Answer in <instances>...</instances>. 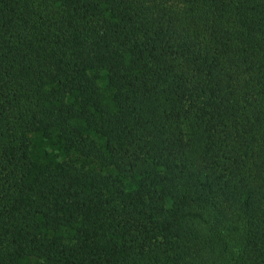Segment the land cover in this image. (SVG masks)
<instances>
[{
  "label": "trees",
  "instance_id": "trees-1",
  "mask_svg": "<svg viewBox=\"0 0 264 264\" xmlns=\"http://www.w3.org/2000/svg\"><path fill=\"white\" fill-rule=\"evenodd\" d=\"M0 264H264V0H0Z\"/></svg>",
  "mask_w": 264,
  "mask_h": 264
},
{
  "label": "rangeland",
  "instance_id": "rangeland-1",
  "mask_svg": "<svg viewBox=\"0 0 264 264\" xmlns=\"http://www.w3.org/2000/svg\"><path fill=\"white\" fill-rule=\"evenodd\" d=\"M104 83V80L101 81ZM30 141V158L37 163H62L66 161H74L77 156L74 153H65L58 145L45 141L39 134L29 136Z\"/></svg>",
  "mask_w": 264,
  "mask_h": 264
}]
</instances>
